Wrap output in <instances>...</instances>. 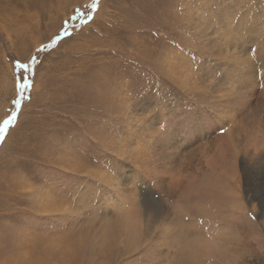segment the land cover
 <instances>
[{
	"label": "rangeland",
	"instance_id": "374dc122",
	"mask_svg": "<svg viewBox=\"0 0 264 264\" xmlns=\"http://www.w3.org/2000/svg\"><path fill=\"white\" fill-rule=\"evenodd\" d=\"M202 105L235 109L177 150ZM11 113L0 264H264V0H0V124ZM170 122L173 185L145 136ZM221 134L234 154L212 182L197 158Z\"/></svg>",
	"mask_w": 264,
	"mask_h": 264
},
{
	"label": "bare ground",
	"instance_id": "6f19581e",
	"mask_svg": "<svg viewBox=\"0 0 264 264\" xmlns=\"http://www.w3.org/2000/svg\"><path fill=\"white\" fill-rule=\"evenodd\" d=\"M199 15V14H198ZM204 23V22H203ZM203 36V35H202ZM185 63H186V61L184 60V61H182L181 59L180 60H177V62H176V60H174L173 61V63H167L168 65H167V67H169V70L172 72V71H176L177 73H182L181 72V68H183L184 66H185ZM187 63H189V61L187 62ZM235 64V63H234ZM238 65V64H237ZM188 66H190V64H188L186 67H184L185 69L187 68V69H190V67L188 68ZM183 68V69H184ZM182 69V70H183ZM234 69V68H233ZM238 69V68H237ZM192 70V69H191ZM184 71V70H183ZM186 71V70H185ZM237 71V70H236ZM187 72V71H186ZM188 72H190V70L188 71ZM185 74V73H184ZM183 74V75H184ZM237 76H238V79L239 80H241V84H245V82H248V78H245V77H243V73L242 74H240V73H238L237 74ZM246 76V75H245ZM184 79V78H183ZM235 79V82H237L238 80L236 79V78H234ZM190 80V79H189ZM230 80H232V79H230ZM233 81V80H232ZM234 82V81H233ZM249 83H247V85H248ZM246 85V84H245ZM189 89V88H188ZM188 92H189V90H188ZM202 94V93H201ZM204 101V100H203ZM205 102V101H204ZM193 106H194V104H193ZM203 107H201V108H198V107H195L196 109H197V113L200 115V117L202 118L201 119V121L200 122H198L196 119H193V121H188V120H186V121H182V122H180L181 124H179L178 126L180 127L181 126V131L179 132V136L178 137H176L177 138V140H180V138H181V140H180V144L179 145H177L176 143H174V139H171V141H170V145H172L173 144V146H175L176 148H177V150H178V146H180V147H183V144L184 143H186V142H188L189 140H191L192 138L193 139H195V138H197L198 140H200V138H201V136L202 135H204V134H206V133H210L211 132V130H212V128H214L216 131L217 130H219L220 129V127H221V125L222 124H224L225 122H227L228 121V119L231 117V115H233V111H234V109H235V107H233V108H230L229 110H223V109H221V108H218L217 110H213L214 109V106H209L208 108H207V110H206V108H205V106L204 105H202ZM191 109V108H190ZM193 112V111H192ZM192 115H191V113H189V114H187V116L186 117H191ZM241 116V115H240ZM213 118L215 119V120H213ZM192 119V118H191ZM174 122H170V123H168L169 125H168V129L169 130H167V132H165L166 131V129L165 130H163V128H164V126L161 128V126L160 127H158V128H154V127H152L151 125L150 126H147V127H150V128H148L147 129V133H146V137H147V139L149 140V141H152V143L154 144V146L156 147V148H161V150H162V153H159L158 154V157H157V161H163L164 163L161 165V166H159V169H160V173H161V175H158V171H156V168L154 167V169H155V175L158 177V178H160V179H165V180H167L168 181V183L170 184V185H173L174 183H176V182H178V181H180V182H182V179H178V181L176 180V179H174L175 177H173L174 176V174H171L170 172H168V169H169V167H170V163L171 162H173V159H174V157H175V155L177 154V150L176 149H174V147H169L165 142L167 141V139L169 138V136H173L174 137V134H173V131H172V129H173V127H174V125H175V123L173 124ZM213 131V130H212ZM175 132V131H174ZM215 132V131H214ZM228 132V131H227ZM167 133V134H166ZM229 133V132H228ZM197 135V136H196ZM152 139V140H151ZM197 139L195 140V141H197ZM143 140H144V138H143ZM147 140H144L143 141V143L144 142H146ZM192 143H190L189 145H191ZM210 145V144H209ZM206 146H208V145H206ZM231 152H234L233 151V147H232V144H231V142L229 141V136L226 134H221L218 138H215V144L213 145V147L212 148H209V147H207V148H204L202 151H200L199 152V157L197 158V162H198V164H196V165H199V166H201V168H204L207 172H208V174H209V177L211 178H209L210 179V181L212 180V182H213V180L215 181V179L214 178H212V175H216L217 176V174H218V172H220L221 173V171H219L218 170V172H216V168L221 164H224L225 163V159L227 158L226 156H227V154H229V153H231ZM231 154H234V153H231ZM191 155H193V153L191 154ZM234 156V155H233ZM154 157L155 156H149V159L151 160V159H154ZM232 158H235V157H232ZM185 160V159H184ZM191 162H194V159H191L190 160ZM185 164H187L188 166H191V163L190 162H186L185 161ZM219 164V165H218ZM218 165V166H217ZM232 166H233V163H232ZM219 168V167H218ZM221 170V169H220ZM205 171V172H206ZM203 174H206V173H203ZM220 176H222V175H220ZM207 177V176H206ZM214 177V176H213ZM219 177V176H218ZM192 178H194V177H192ZM224 178L225 179H222V181L223 180H225L224 182H221V183H224V185H225V187L226 188H224L223 190H221V187H219V188H217V192H219L218 190H221L220 192H219V195L218 196H220V198L222 199L221 200V204H224L223 202V200H225V201H228L229 202V207L228 208H230V209H233L232 210V212H234L235 213V211H237V212H240V210H241V208L242 207H244L243 206V201H242V197L240 196V193H238V192H232L230 189H228V187H227V185L226 184H230V178L227 176V175H224ZM107 179H109V180H111V178H109V177H107ZM233 179H234V183L236 184V179H237V177H236V174L233 172ZM196 180V179H195ZM219 180V179H218ZM165 184V183H164ZM202 184V183H201ZM209 184V183H208ZM212 186V185H211ZM221 186V185H220ZM170 187H172V186H170ZM179 187V186H178ZM210 188V187H209ZM179 189V188H178ZM204 190H206V189H204ZM206 191H208V190H206ZM206 191L204 192V193H206ZM207 193H209V192H207ZM212 194V193H211ZM201 195V194H200ZM208 195V194H207ZM119 196V195H118ZM206 196V195H205ZM209 196H210V193H209V195L207 196V198H209ZM201 197H203V194L201 195ZM119 198H121L120 196H119ZM195 198V197H194ZM197 198H199V197H197ZM213 199V198H212ZM215 199V198H214ZM213 199V200H214ZM219 198H217L216 197V200L217 201H220V200H218ZM211 200V199H210ZM215 201V200H214ZM223 201V202H222ZM113 202H116V201H113ZM112 202V203H113ZM206 202H208V203H210L209 201H206ZM211 202H212V200H211ZM226 204V203H225ZM224 204V205H225ZM114 205V204H113ZM213 205V204H212ZM227 206V205H226ZM196 207V206H195ZM203 207V206H202ZM201 207V208H202ZM211 208V207H210ZM203 209L204 208H202V211H203ZM242 209H244V208H242ZM198 210V209H197ZM197 210H196V212H197ZM206 210H208V209H206ZM211 210H212V208L210 209V214L212 213L211 212ZM214 211H215V213L216 214H223L224 212H226V213H229V212H227V210H223L224 212H221V211H218V213H217V211H216V209H213ZM199 211V210H198ZM229 211V210H228ZM200 212V211H199ZM199 212L197 213V214H199ZM209 212V211H208ZM221 212V213H220ZM203 213H205V210H204V212ZM202 213V214H203ZM207 213V212H206ZM231 213V212H230ZM201 214V215H202ZM209 214V213H208ZM218 214V215H219ZM221 214V215H222ZM225 214V213H224ZM223 214V215H224ZM205 215V214H204ZM221 215H219V217H221ZM205 216H207V214L205 215ZM211 216L213 217L214 216V213L213 214H211ZM211 216H208V217H210L211 218ZM233 216V215H232ZM204 217V216H203ZM202 217V218H203ZM215 217V219H216V217H217V215L216 216H214ZM213 217V218H214ZM205 221L207 220V218L205 217V219H204ZM210 221V220H209ZM209 221H207L208 223H209ZM216 220H214V222H215ZM211 222V221H210ZM212 222H213V220H212ZM211 222V223H212ZM126 223L128 224V222L126 221ZM125 225L124 226V228L126 229V230H128L129 229V226L128 225ZM213 225V224H212ZM208 230V229H207ZM129 231H131V230H129ZM211 232V231H210ZM209 232V233H210ZM131 233V232H130ZM129 233V234H130ZM127 234H128V232H127Z\"/></svg>",
	"mask_w": 264,
	"mask_h": 264
},
{
	"label": "snow or ice",
	"instance_id": "6c2138e0",
	"mask_svg": "<svg viewBox=\"0 0 264 264\" xmlns=\"http://www.w3.org/2000/svg\"><path fill=\"white\" fill-rule=\"evenodd\" d=\"M18 66L23 67V68H27L26 65H19V62H17ZM24 87H28V84H24ZM16 104H19V100L15 101ZM16 118V114L15 113H11L8 119H5L2 124H0V134H2L4 132V129L11 124L12 120H14Z\"/></svg>",
	"mask_w": 264,
	"mask_h": 264
}]
</instances>
